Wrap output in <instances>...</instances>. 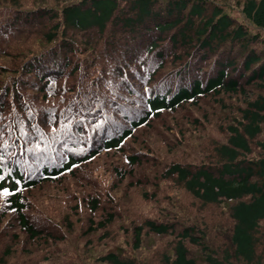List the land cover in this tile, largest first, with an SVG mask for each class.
Instances as JSON below:
<instances>
[{"label":"trees","instance_id":"1","mask_svg":"<svg viewBox=\"0 0 264 264\" xmlns=\"http://www.w3.org/2000/svg\"><path fill=\"white\" fill-rule=\"evenodd\" d=\"M24 255L264 264V0H0V264Z\"/></svg>","mask_w":264,"mask_h":264},{"label":"rangeland","instance_id":"2","mask_svg":"<svg viewBox=\"0 0 264 264\" xmlns=\"http://www.w3.org/2000/svg\"><path fill=\"white\" fill-rule=\"evenodd\" d=\"M229 98H231V97H229ZM231 99H233V98H231ZM192 134H189L188 137H190ZM198 158L200 159V161H203V159H205L204 154L203 153L199 154ZM99 175L101 176L103 182L107 181V179H108L107 175H105L102 172H100ZM113 181H114V179H113ZM114 183H116V182H114ZM139 189H140V191H139ZM139 189H134L133 187H131L129 185H123L119 191L120 198L123 199L125 202L129 203L130 205L128 207L131 209H141L142 205L146 202L143 199L141 188H139ZM24 257L26 258L24 261L25 263H28V264L34 263V261L28 259L26 257V255H24Z\"/></svg>","mask_w":264,"mask_h":264}]
</instances>
